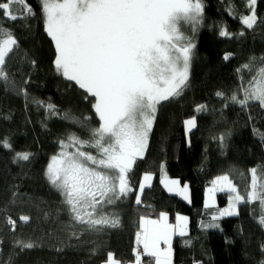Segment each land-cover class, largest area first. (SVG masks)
Masks as SVG:
<instances>
[{"label": "trees", "instance_id": "1", "mask_svg": "<svg viewBox=\"0 0 264 264\" xmlns=\"http://www.w3.org/2000/svg\"><path fill=\"white\" fill-rule=\"evenodd\" d=\"M27 3L33 15L26 20L0 14V38L12 34L17 40L6 57L10 82L0 81V141L7 139L11 145L0 144V264H102L108 252L128 264L135 258L139 217L156 218L161 212L171 221L177 215L189 217L188 234L172 240L174 264H261L264 227L258 221L264 210L259 201L239 202L237 215L213 220L216 208L204 207V195L218 176L229 175L242 195L251 190L250 169L264 177V109L258 101L242 108L230 99L233 94L243 99V89L264 67V0H256L252 29L240 22L250 14L248 0H201V22L188 34L195 45L188 86L157 106L147 149L128 174L133 191L105 206L107 213L119 217V226L101 232L73 227L63 197L44 175L50 157L60 151L59 140L69 134L88 138L78 123L63 120V113L88 117L91 127L99 121L92 109L94 98L85 99L82 89L55 70V49L44 31L39 0ZM20 8L12 6L18 15ZM221 28L230 35L220 36ZM48 104L60 115L50 116ZM199 105L205 110L196 111ZM193 117L196 127L187 142L184 121ZM85 150L95 154L94 149ZM16 152L31 153L30 159L16 160ZM145 173L154 180L136 205L133 193ZM162 177L187 184L190 203L168 194ZM228 195L216 193L218 208L226 205ZM22 215L29 220H20ZM73 231L79 239L70 235ZM17 240L37 246L21 251Z\"/></svg>", "mask_w": 264, "mask_h": 264}, {"label": "snow or ice", "instance_id": "2", "mask_svg": "<svg viewBox=\"0 0 264 264\" xmlns=\"http://www.w3.org/2000/svg\"><path fill=\"white\" fill-rule=\"evenodd\" d=\"M39 3L44 31L55 49L53 64L57 74L82 89L87 94L85 99L94 98L92 109L99 121L98 127H91L88 117L76 118L70 112L63 113L61 118L78 123L88 138L69 134L59 140L60 151L50 157L44 175L63 197L73 227L81 226L84 232L118 227L119 217L107 213L105 206L115 204L133 191L128 174L147 149L157 106L180 96L188 86L195 45L184 35L183 26L190 25L195 31L202 19L203 4L201 0H39ZM14 4L21 6L19 15L12 9ZM255 4L256 0H248L250 14L240 18L248 29L257 23ZM0 14L12 21L26 20L33 15V9L27 0H0ZM219 35L225 37L230 33L221 28ZM16 46L17 40L12 34L0 38V81L10 82L5 70L6 57ZM228 58L226 54L224 59ZM243 92V99L233 94L231 101L242 108L250 100L258 101L264 109V67L256 70L250 86ZM203 110L204 105L197 106L196 111ZM46 111L50 116L60 115L52 104L46 105ZM184 124L186 132L190 131L196 127L195 117L185 120ZM0 144L11 148L7 139ZM73 148L74 151H69ZM85 149H94L95 154ZM30 156L28 152L15 154L16 160L23 161H28ZM250 173L251 190L244 195L237 191L227 174L212 182L225 184L230 192L236 193L230 197L229 207L220 210L221 216L237 215L235 204L239 202L259 201L264 210V177H258L256 168L250 169ZM151 178L149 173L143 175L140 192ZM161 183L165 187H177V194L187 199V184L179 189V181L166 177ZM133 194L135 203L140 205L141 196ZM205 207H208L207 200ZM19 219L27 222L29 217L22 215ZM176 219L177 225L172 226L167 223L164 212L157 220L139 217L137 243H143L147 255L155 257L156 264H171V248L161 250L157 246L159 241L170 244L171 234H186L187 217L177 215ZM258 222L264 227V214ZM8 223L15 227L11 218ZM70 235L79 239L76 231ZM16 244L21 251L37 246L22 240ZM261 250L264 251V245ZM102 264L122 262L108 252ZM135 264H141L140 255H136Z\"/></svg>", "mask_w": 264, "mask_h": 264}, {"label": "rangeland", "instance_id": "3", "mask_svg": "<svg viewBox=\"0 0 264 264\" xmlns=\"http://www.w3.org/2000/svg\"><path fill=\"white\" fill-rule=\"evenodd\" d=\"M193 29H192V27L190 26V25H184L183 26V32H184V35H186V36H188V34H191V31H192ZM190 36V35H189ZM188 36V37H189ZM50 38V37H49ZM51 40V39H50ZM192 129L193 128H191V130L190 131H188V132H186V129H185V124H184V130H185V138H186V140H187V142H189V133L192 131ZM94 152H95V150H94ZM151 175V180L150 181H146L145 182V188L143 189V191L142 192H140L139 191V185H138V188H137V190H136V193H139V195L141 196V198H142V194H143V192H144V190L145 189H147V188H149L151 185H152V183H153V180H154V175H152V174H150ZM142 177H143V175H142ZM142 177H141V179H142ZM167 178V177H166ZM140 179V180H141ZM162 179H165V177H162L161 178V180ZM161 180H160V183H161ZM167 180H174V179H169V178H167ZM161 185H162V187L164 188V190L168 193V194H171V195H177V196H179L183 201H185L186 203H190V200H189V191H188V189H187V193H186V195H187V199H185L184 198V196H182V195H178L177 194V192H178V188L177 187H174V186H171V185H169L168 187H165V185L164 184H162L161 183ZM185 185V184H184ZM184 185H182L181 183H179V189H182L183 188V186ZM221 187H223L224 188V190L223 191H221L220 189H221ZM171 189V190H170ZM207 190V192H206V196L204 195V204H205V201L207 200L208 201V207H206V208H212V209H214V208H216V209H214V215L217 217V219H215V220H218V219H220V218H223V217H232V216H234V215H223V216H221L220 215V210H223V209H227L228 207H229V202H230V197H234L235 195H233L234 193H232V192H230L229 190H228V188H227V185H225V184H221L220 182H218L216 185H214V187H211V188H208V189H206ZM226 192V193H228L229 195L227 196V203H226V205L224 206V207H217V202H216V193L217 192ZM136 204V203H135ZM239 203H236L235 204V210H236V212H237V205H238ZM137 205V204H136ZM213 215V216H214ZM184 217V216H183ZM187 217V216H186ZM187 222H188V225H189V217H187ZM187 233H188V231H187ZM177 235H179V234H177ZM138 250H140V252L138 253L137 251ZM136 255H140V257L141 256H143L144 255V251H142V249L141 248H136V251H135V258H136Z\"/></svg>", "mask_w": 264, "mask_h": 264}, {"label": "crops", "instance_id": "4", "mask_svg": "<svg viewBox=\"0 0 264 264\" xmlns=\"http://www.w3.org/2000/svg\"><path fill=\"white\" fill-rule=\"evenodd\" d=\"M188 191H189V189H188ZM206 192H207V190L205 191V196H206ZM189 200H190V199H189ZM204 207H205V204H204ZM205 208H206V207H205ZM176 217H177V216H175V217L173 218V220L171 221V220L168 218V216H167V223H168L169 225L176 226V225H177V219H176ZM148 218H149V219H153V220H157V219H159V216L156 217V218H151V217H148ZM187 231H188V222L186 223V234H185V235L188 234ZM177 234H178V232H177V233H173V234H171V236H170V244H165L163 240H160L159 243H158V245H157L161 250H166V249H168L169 247L171 248V264H174V261H173V250H172V240H173V238L176 237V236H181V235H177ZM183 236H184V235H183ZM142 239H143V237H141V240H142ZM136 242H137V241H136ZM136 248H141L142 251H144V255L140 257V258H141V264H156V259H155V257H151V256L147 255V253H146V251H145V249H144V247H143V243H142V242H141V243H137ZM135 259H136V258H134L133 262L128 263V264H135Z\"/></svg>", "mask_w": 264, "mask_h": 264}, {"label": "built area", "instance_id": "5", "mask_svg": "<svg viewBox=\"0 0 264 264\" xmlns=\"http://www.w3.org/2000/svg\"><path fill=\"white\" fill-rule=\"evenodd\" d=\"M138 253L140 252V250L137 251Z\"/></svg>", "mask_w": 264, "mask_h": 264}]
</instances>
